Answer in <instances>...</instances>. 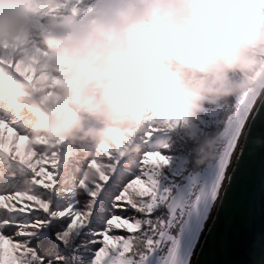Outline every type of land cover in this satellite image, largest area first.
I'll list each match as a JSON object with an SVG mask.
<instances>
[{"label": "clouds", "instance_id": "1", "mask_svg": "<svg viewBox=\"0 0 264 264\" xmlns=\"http://www.w3.org/2000/svg\"><path fill=\"white\" fill-rule=\"evenodd\" d=\"M259 17L264 0H0V58L27 61L33 77L0 64V106L49 152L87 160L138 155L151 125L183 118L176 131L203 167L222 140L201 128L208 110L264 93Z\"/></svg>", "mask_w": 264, "mask_h": 264}, {"label": "snow or ice", "instance_id": "2", "mask_svg": "<svg viewBox=\"0 0 264 264\" xmlns=\"http://www.w3.org/2000/svg\"><path fill=\"white\" fill-rule=\"evenodd\" d=\"M0 64L29 82L33 79L26 75L25 60L10 56L0 58ZM261 111L264 93L210 108L201 128L207 134L219 132L222 140L217 158L203 167L193 162L194 145L176 131L183 118L153 124L140 137V154L126 158L121 150L105 151L102 160H87L86 168L95 170L98 179L87 185L82 175L75 189L68 190L75 202L62 210H54L53 198L61 164L72 156L56 146L49 152L47 141H34L17 128V119H0V154L30 173L26 183L31 185V190L0 194V264H44L30 246L32 237L53 219L67 218L70 223L57 238L68 245L89 225L96 202L113 181L118 194L102 230L93 233L92 243L99 248L91 264H197L205 237L212 234L236 182ZM81 195L87 198L82 207ZM251 264H264V254Z\"/></svg>", "mask_w": 264, "mask_h": 264}, {"label": "water", "instance_id": "3", "mask_svg": "<svg viewBox=\"0 0 264 264\" xmlns=\"http://www.w3.org/2000/svg\"><path fill=\"white\" fill-rule=\"evenodd\" d=\"M205 238L197 264H251L264 254V111L253 125L225 208L219 212L212 234Z\"/></svg>", "mask_w": 264, "mask_h": 264}, {"label": "rangeland", "instance_id": "4", "mask_svg": "<svg viewBox=\"0 0 264 264\" xmlns=\"http://www.w3.org/2000/svg\"><path fill=\"white\" fill-rule=\"evenodd\" d=\"M2 119V118H0ZM4 120H6L4 118ZM9 121V120H6ZM65 153L66 154H70L72 156V158L76 159H80V163L79 165L81 167L86 166L87 164V159L83 158L84 154H80L79 150L72 148L71 146H68L65 148ZM68 159H65L62 164H61V168L65 166V162ZM85 160V162H83ZM4 162V164H6V172L4 175H9L12 174L13 171H17V170H22V172H26L25 170L22 169V167L18 164H16L15 162H12L6 158L3 157L2 154H0V164ZM83 165V166H82ZM2 166V165H1ZM78 166V163L73 162L71 164V166L69 167L68 171L64 174H62V172L60 171V185L59 188L57 189V194L56 196L53 198V208L54 210H62L64 207H66V205H64V202L62 203L60 199L64 193H66L65 195H67L68 197H70L71 202L74 203L76 197L73 196L72 192L68 191L69 189H75L76 184L79 181V178L83 175V172L85 170V168L81 171L78 172L76 170V167ZM18 174V173H17ZM24 190V189H23ZM22 191V190H21ZM17 191H12V190H3V192H0V194H9V193H14ZM118 194V189L116 188V182L113 181L112 184H110L109 186L106 187L105 191L100 195L98 201L96 202V206L94 209V213L93 216L91 217L90 223L89 225L78 231V233H76V235H89V239L91 241H93L95 239V236L93 235L94 232H98L100 230H102L103 226H104V221L107 219L108 216V208L110 207L111 201L112 199ZM85 200H87V198L85 197ZM59 203V205H58ZM99 222L98 225L94 224V222ZM54 222H63V224H61V228L66 230L70 221L67 218L64 219H53L51 221V223ZM48 227L49 224L47 226H45L43 228V231H39L35 234V236H46L48 235ZM45 230V232H44ZM30 246L35 250V252L40 256L43 257L36 248L33 247V244L31 242ZM99 248L98 244H95V247H90V248H83L82 251L84 253V256L82 258H85L88 262L87 264H91L92 260L94 259V253L96 251V249ZM66 254V249L60 250L58 253H55L53 256L50 255L49 258L46 259V257L44 258V264H48V261H52V264H67L66 261H57V257H62V255ZM48 255V254H46ZM73 263L74 264H80L79 260L80 257L79 255H74L73 256Z\"/></svg>", "mask_w": 264, "mask_h": 264}, {"label": "trees", "instance_id": "5", "mask_svg": "<svg viewBox=\"0 0 264 264\" xmlns=\"http://www.w3.org/2000/svg\"><path fill=\"white\" fill-rule=\"evenodd\" d=\"M0 118L6 119V120H13V119H19L15 116L14 113L8 111L6 108L0 106ZM17 128L22 132L29 134V126L27 121L20 120V122L17 124ZM80 154H84L81 151H79ZM83 158H85V155H83ZM75 162L78 163V166L76 167V170L78 172H81L84 168L86 169V166L81 167L79 165L80 159L72 158L71 161L67 160L65 162V166L61 168L62 174L66 173L71 166V164ZM85 162V160L83 161ZM2 165V166H1ZM6 164L2 162L0 164V192H3V190H12V191H21L26 188V182L29 178L30 173L28 172H22V170L13 171L12 174L4 175L6 172ZM18 173V174H17ZM81 200V207L86 202L85 196L81 195L78 197ZM99 222H94V224L98 225ZM61 224L63 222H54L50 223L48 227V235L40 237V236H33L31 239V242L33 244V247L38 250V252L46 259L50 257V255H54L55 253H58L60 250L66 249V254L62 255L64 258L63 260L67 262V264H74L73 263V256L79 255L80 257V264H87V260L85 258H82L84 256V253L82 249L95 247V244L92 243V241L89 239V235H76L74 234L71 242L68 245H65L62 241H60L57 237L58 235L62 234L65 230L61 228ZM43 231V229L41 230ZM45 232V230H44ZM48 254V255H46ZM51 258V257H50ZM62 260V261H63ZM63 261V262H64Z\"/></svg>", "mask_w": 264, "mask_h": 264}, {"label": "bare ground", "instance_id": "6", "mask_svg": "<svg viewBox=\"0 0 264 264\" xmlns=\"http://www.w3.org/2000/svg\"><path fill=\"white\" fill-rule=\"evenodd\" d=\"M66 193H64V195L60 198V199H62L61 200V202L63 203L64 202V205H66V207L70 204V203H72L71 202V199H70V197H68L67 195H65ZM58 205H59V203H58Z\"/></svg>", "mask_w": 264, "mask_h": 264}]
</instances>
